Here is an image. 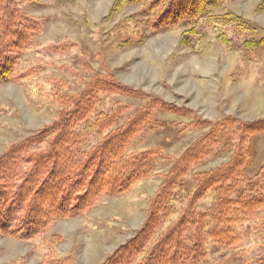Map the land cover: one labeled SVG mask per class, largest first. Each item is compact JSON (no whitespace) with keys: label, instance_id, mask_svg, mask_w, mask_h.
Here are the masks:
<instances>
[{"label":"rangeland","instance_id":"374dc122","mask_svg":"<svg viewBox=\"0 0 264 264\" xmlns=\"http://www.w3.org/2000/svg\"><path fill=\"white\" fill-rule=\"evenodd\" d=\"M13 1L22 15L41 24L35 45L17 65L21 72L36 69L37 75L18 84H0V154L55 121L60 109L55 103L57 94H76L91 78L108 72L124 86L192 112L189 117L157 114L155 119L163 126L133 142L130 152L157 147L171 160L128 193L99 198L81 217L56 220L35 241L0 237V264H56L59 260L62 264H100L140 228L174 159L206 132L188 128L192 120L214 124L225 118L243 122L264 118V45L242 46L249 38H264V0H226L211 14L214 18L241 17L249 24L246 34L238 36L235 24L227 21L205 19L198 22L199 35L189 45L180 44L186 31L183 26L152 33L141 5H124L111 14L115 0ZM62 46L64 51L57 49ZM116 103L127 108L120 124L142 105L112 96L103 109ZM244 149L242 187L252 192L247 186L256 185L264 194V179L259 175L264 166V133L250 137ZM219 150L220 146L212 148L211 155L191 169L184 179L186 190L193 186L191 175L229 160L232 151ZM211 201L208 194L197 208L204 211ZM263 218L264 207L254 218L238 222L241 241L235 248L207 245L208 264H248L263 243ZM52 235L60 241L50 247Z\"/></svg>","mask_w":264,"mask_h":264},{"label":"trees","instance_id":"16d2710c","mask_svg":"<svg viewBox=\"0 0 264 264\" xmlns=\"http://www.w3.org/2000/svg\"><path fill=\"white\" fill-rule=\"evenodd\" d=\"M226 0H115L110 13L124 5H141L152 33L183 26L180 44L199 35L200 20L235 24L237 35L248 25L232 14L212 17ZM40 21L22 15L13 0H0V84L21 83L37 75L36 69L18 71L22 55L35 45ZM189 28V29H188ZM188 29V30H187ZM264 45V38L243 41V47ZM62 51L65 46H62ZM57 51V50H55ZM141 101V107L122 124L127 108L119 103L104 110L107 97ZM60 108L55 121L0 154V237L32 242L56 220L84 215L101 197H119L139 182L154 176L158 166L171 160L160 148L130 152L133 142L163 123L157 114L189 117L191 111L120 84L111 74L91 78L76 94H57ZM190 129L206 130L174 159L152 197L140 228L100 264H208L207 245L232 249L241 241L239 221L256 216L264 207V194L256 185L242 187L248 139L264 133V118L243 122L192 120ZM220 146L232 151L229 160L184 179L193 167ZM259 175L264 179V166ZM256 191V192H253ZM212 196L206 210L198 202ZM264 231V218L261 223ZM60 237L52 235L53 247ZM64 263L59 260L56 264ZM51 264V263H50ZM248 264H264L263 243Z\"/></svg>","mask_w":264,"mask_h":264}]
</instances>
